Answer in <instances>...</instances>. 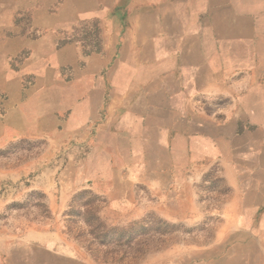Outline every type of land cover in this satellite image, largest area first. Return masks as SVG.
Segmentation results:
<instances>
[{
    "label": "crops",
    "instance_id": "crops-1",
    "mask_svg": "<svg viewBox=\"0 0 264 264\" xmlns=\"http://www.w3.org/2000/svg\"><path fill=\"white\" fill-rule=\"evenodd\" d=\"M129 2L138 24L124 30L136 36L108 40L103 75L72 97L69 133L86 152L72 154L59 205L88 188L105 199L106 221L148 209L187 224L217 215L221 240L264 237V0ZM11 127L29 131L24 122ZM210 173L225 187L211 210L201 197ZM0 264L115 263L34 229L0 236Z\"/></svg>",
    "mask_w": 264,
    "mask_h": 264
},
{
    "label": "rangeland",
    "instance_id": "rangeland-1",
    "mask_svg": "<svg viewBox=\"0 0 264 264\" xmlns=\"http://www.w3.org/2000/svg\"><path fill=\"white\" fill-rule=\"evenodd\" d=\"M136 10L129 0H0L1 237L34 229L57 232L94 258L86 250V223L69 215L72 198L89 189L74 191L66 208L59 205L62 185L69 186L72 154L86 152L85 144L71 139L67 123L72 97L77 98L88 81L103 75L108 40L136 36L133 29L131 35L124 30L138 24ZM22 122L29 131L11 129ZM38 122L41 130L46 124L45 131H39ZM206 179L201 197L211 210V205L220 204L225 187L214 173ZM74 207L83 212L81 201L76 200ZM149 213L158 215L148 209L136 220L104 221L122 228ZM170 222L179 225L173 242L161 254L150 252L154 256L147 263L264 264V237L246 239L236 233L221 240L216 237L221 224L217 215L191 224ZM257 231L264 232V223ZM91 247L98 257L94 259L102 262L106 247ZM143 258L129 264H139Z\"/></svg>",
    "mask_w": 264,
    "mask_h": 264
},
{
    "label": "trees",
    "instance_id": "trees-1",
    "mask_svg": "<svg viewBox=\"0 0 264 264\" xmlns=\"http://www.w3.org/2000/svg\"><path fill=\"white\" fill-rule=\"evenodd\" d=\"M220 181V178L217 177ZM76 200L81 201L83 212L75 209ZM105 199L91 190H82L70 202V216L82 218L88 229L86 250L98 260L92 245L106 247L102 252V262L129 264L141 259L150 252L160 251L173 242V236L179 230L176 225L159 215L149 213L139 221L118 228L105 223L100 216V208Z\"/></svg>",
    "mask_w": 264,
    "mask_h": 264
}]
</instances>
